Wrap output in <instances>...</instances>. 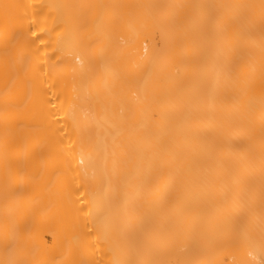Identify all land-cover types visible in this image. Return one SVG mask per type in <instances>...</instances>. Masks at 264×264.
<instances>
[{"label":"bare ground","instance_id":"6f19581e","mask_svg":"<svg viewBox=\"0 0 264 264\" xmlns=\"http://www.w3.org/2000/svg\"><path fill=\"white\" fill-rule=\"evenodd\" d=\"M0 264H264V0H0Z\"/></svg>","mask_w":264,"mask_h":264}]
</instances>
